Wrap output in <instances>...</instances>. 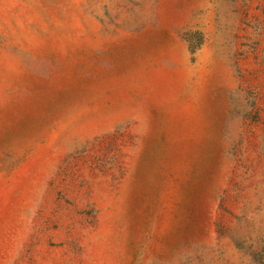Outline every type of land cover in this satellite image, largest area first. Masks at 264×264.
Wrapping results in <instances>:
<instances>
[{
  "label": "rangeland",
  "instance_id": "obj_1",
  "mask_svg": "<svg viewBox=\"0 0 264 264\" xmlns=\"http://www.w3.org/2000/svg\"><path fill=\"white\" fill-rule=\"evenodd\" d=\"M0 264H264V0H0Z\"/></svg>",
  "mask_w": 264,
  "mask_h": 264
}]
</instances>
